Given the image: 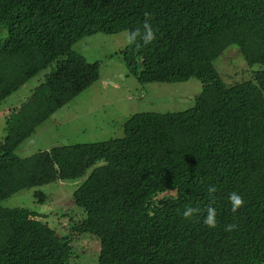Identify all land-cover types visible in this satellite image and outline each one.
<instances>
[{
  "label": "trees",
  "instance_id": "obj_1",
  "mask_svg": "<svg viewBox=\"0 0 264 264\" xmlns=\"http://www.w3.org/2000/svg\"><path fill=\"white\" fill-rule=\"evenodd\" d=\"M145 21L156 36L146 46ZM136 29L141 37L112 58L120 54L143 85L198 79L195 105L164 113L128 107L123 137L19 156L45 120L101 77L103 61H89L74 45ZM233 44L249 66L263 67L253 80L227 84L217 69ZM49 66L6 114L0 264H70L72 246L49 222L2 202L89 169L73 193L86 217L70 229L97 237L98 264H264V0H0V104ZM211 186L217 191L209 195ZM161 192L170 194L156 198ZM232 192L245 201L236 213ZM209 205L217 210L212 229L203 224ZM187 207L199 209L189 221Z\"/></svg>",
  "mask_w": 264,
  "mask_h": 264
},
{
  "label": "rangeland",
  "instance_id": "obj_2",
  "mask_svg": "<svg viewBox=\"0 0 264 264\" xmlns=\"http://www.w3.org/2000/svg\"><path fill=\"white\" fill-rule=\"evenodd\" d=\"M128 31L107 35L98 33L79 40L74 49L89 61L102 60L101 77L75 99L45 120L36 132L25 140L16 153L29 156L39 150L57 145L88 143L119 138L125 135L124 122L133 109L148 112H176L195 105V97L202 91V83L191 78L185 82L141 84L135 75L127 74L122 56L114 54L128 43ZM227 84L253 80L260 65L249 66L238 45H231L215 62ZM54 66H49L37 76L11 94L0 104V140L6 136V114L8 109L23 104L32 89L40 84ZM129 81V83L124 82ZM150 87L146 95L143 87ZM147 99H141L140 97ZM157 98L159 103L150 101ZM146 107L147 109H141ZM155 107V109H153ZM122 121V123H121ZM92 169L78 179L57 180L40 187L24 189L2 202L3 205L25 206L36 211L42 220L53 226L58 235L72 246L70 264H98L100 243L91 233L72 232L70 225L79 224L86 217L82 208L74 203L73 193L87 178ZM41 190L47 195L41 201L35 192ZM161 192L156 198L167 196Z\"/></svg>",
  "mask_w": 264,
  "mask_h": 264
},
{
  "label": "clouds",
  "instance_id": "obj_3",
  "mask_svg": "<svg viewBox=\"0 0 264 264\" xmlns=\"http://www.w3.org/2000/svg\"><path fill=\"white\" fill-rule=\"evenodd\" d=\"M145 15H147V13ZM140 37H141V30L136 29L134 32H132L128 36V43L131 45V44L135 43L137 41V39ZM155 38H156V36H155V33L152 29V26L149 23H147V21H145L144 26H143V36H142L143 44L146 46V45L150 44L152 41H154ZM144 91L146 92V95H148L149 92L147 93L146 88L144 89ZM149 95H151V92L149 93ZM216 191H217V189L215 186H211L208 188L209 195L214 194ZM228 199L230 201L231 211L233 213H236L245 203L243 197L240 194H238L237 192H232ZM198 212H199V209L187 207L182 214L183 219L185 221H189ZM206 213L207 214L203 219V224L206 225L209 229L215 228L217 226V210H216V208L209 205L206 209ZM234 227H235V225H229L227 230L232 231Z\"/></svg>",
  "mask_w": 264,
  "mask_h": 264
},
{
  "label": "crops",
  "instance_id": "obj_4",
  "mask_svg": "<svg viewBox=\"0 0 264 264\" xmlns=\"http://www.w3.org/2000/svg\"><path fill=\"white\" fill-rule=\"evenodd\" d=\"M147 89V88H146ZM150 90H151V88L149 87L148 89H147V93L149 92L150 93ZM149 93H148V95H149Z\"/></svg>",
  "mask_w": 264,
  "mask_h": 264
}]
</instances>
